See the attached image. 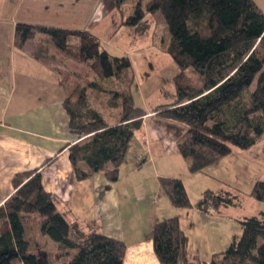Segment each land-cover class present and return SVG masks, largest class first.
<instances>
[{
    "label": "trees",
    "instance_id": "obj_1",
    "mask_svg": "<svg viewBox=\"0 0 264 264\" xmlns=\"http://www.w3.org/2000/svg\"><path fill=\"white\" fill-rule=\"evenodd\" d=\"M140 1L124 23L133 29L145 24L138 31L146 33L151 26L147 13H158L169 28L168 53L182 71L192 67L202 78V85L196 87L184 82L180 72L175 101L154 108L160 116L187 127L177 146L189 159V171L214 164L230 154L233 145L242 149L254 145L264 133V71L254 90L249 87L264 67V10L255 0H146V9ZM124 2L115 0L116 6ZM71 37L79 42L71 43ZM29 40L34 41L35 59L49 60L52 44L107 81L105 89L112 94L109 105L118 113L114 119L87 99V89L103 90L95 79L78 83L67 95L70 131L85 139L69 146V156L80 180L104 171L109 181H117L146 114L133 101L130 58L111 55L87 29L18 22L15 43L23 47ZM80 161L87 163V170L79 166ZM13 182L14 193L0 206V221L9 226L0 230V264H46L42 253L47 264H124L123 240L99 231L73 235L74 226L58 209L56 197L45 189L39 169L18 174ZM160 189L174 206L192 207L180 177H161ZM251 195L264 202V179L255 182ZM236 199L229 191L207 189L197 207L215 211L236 204ZM32 212L40 215L41 233L57 243L53 254L41 246L31 248L23 214ZM239 222L242 234L225 251L195 264H264V211ZM147 237L153 240L161 264H194L189 257V236L178 216L157 221Z\"/></svg>",
    "mask_w": 264,
    "mask_h": 264
},
{
    "label": "crops",
    "instance_id": "obj_2",
    "mask_svg": "<svg viewBox=\"0 0 264 264\" xmlns=\"http://www.w3.org/2000/svg\"><path fill=\"white\" fill-rule=\"evenodd\" d=\"M10 1H15L13 14H5L4 5L8 1L0 0V206L14 193L16 175L39 169L45 189L56 197L58 209L74 226L73 235L76 236L77 231L85 234L99 231L123 240L126 244L124 264H161L153 240L147 234L157 221L170 215L180 218L181 227L189 236V257L194 264L225 251L232 240L242 234L241 218L228 214L227 206L209 212L197 207L204 191L223 188L208 186L209 168L213 164L195 173L189 171V160L177 146L179 138L187 131L184 124L160 116L154 108L145 109L143 125L134 134L126 159L120 166L118 180L109 181L104 171L80 180L69 156V146L85 139L71 133L64 103L79 79L75 71L66 75L69 77L66 79L57 64L50 61H59L69 67L83 66V63L57 53L55 49H51V60H38L32 55L33 40L23 47L15 43L18 22L87 29L100 38L96 27L117 8L115 0H111L113 5L106 13L100 5L108 0ZM74 6L84 8V13H88L84 22L71 25L45 22L49 20L45 15L52 7L61 13L64 7ZM97 9L102 10L98 18L94 16L95 13L98 15ZM149 14L152 13H147V17ZM28 42L31 43L28 45ZM138 157L142 158L138 161ZM79 166L88 169L85 161H80ZM161 177H180L192 207H176L168 195L160 193ZM132 187L144 190L142 203L136 208L145 219L144 225L125 230L122 208H127L124 200ZM167 200L174 206L169 216L166 214ZM37 222L40 226V218ZM2 225L4 229L9 227ZM49 238L45 237V241L57 247V243Z\"/></svg>",
    "mask_w": 264,
    "mask_h": 264
},
{
    "label": "rangeland",
    "instance_id": "obj_3",
    "mask_svg": "<svg viewBox=\"0 0 264 264\" xmlns=\"http://www.w3.org/2000/svg\"><path fill=\"white\" fill-rule=\"evenodd\" d=\"M7 1L8 4L4 5L3 13L13 14L15 1ZM138 1L140 0H125L121 6H117V8L114 9L112 14H108L103 21L98 23L96 30L100 36L102 47L111 55L128 56L130 58L132 65L130 71L133 75V82L130 90L134 104L139 108L148 110L149 108H155L158 105L175 101L177 95L176 81L180 72L184 82L190 83L196 87L202 85V78L192 67H188L182 71L181 67H179L168 53L167 46L170 41V32L168 25L161 19L158 13L153 16L152 14L148 15L149 20L152 22V26L146 33H144L145 31H138L144 29L145 24L139 29H133L131 26L124 23L127 17L132 15ZM255 1L264 10V0ZM140 2L142 7L146 9V0H141ZM111 5H113L111 0L110 2L108 0L101 3L100 7H102L106 13L107 10L111 8ZM50 10L51 11L45 15V17L49 19L45 22H53L50 24L70 23L71 25L78 21L82 23L85 21V16L88 14L84 13V8H76L75 6L74 8L64 7L61 13L54 7ZM82 10L83 12L79 14V11ZM101 11L102 10L99 9L98 15L95 13L94 16L96 18L101 17ZM79 16L81 20H79ZM70 41L74 44L79 42L77 37H71ZM30 43L31 42H28V45ZM50 46L51 49H55L52 44ZM57 53L61 52L57 51ZM51 58L49 60H51ZM50 62L57 64L63 74H65L63 77L66 79L69 78L66 75H71L70 73L75 71L79 82L74 84L73 88L78 83L86 84L88 81L95 79L103 90L87 89V99L89 103L98 107L109 119H114L118 115L117 109L109 105V99L112 94L108 93L105 89V87H108L106 85L108 83L104 78L96 75L95 71L89 69L85 64H83V66H80V64L76 65L78 67H69L68 65L59 63V61L51 60ZM263 71L264 67L255 76L249 87L250 91L254 90L256 87L259 74ZM232 148L233 150L230 154L218 160L209 168L210 177L208 178V186L212 189L223 188L224 191H229L237 197V203L229 205L225 209L228 214L237 218L259 215L264 211V202L253 197L251 195V190L257 180L264 179V133L250 148L242 149L234 145ZM143 194L144 190L139 191L137 187H132L130 193L127 194L124 200L127 208H122V222L125 230L144 225V215L136 208L142 203ZM163 195L167 197L165 194ZM167 201L169 203V209L166 214L169 216V214H172L170 210L174 206L170 204V200ZM171 216L172 215H170V217ZM39 218L40 215L38 212L23 214L24 224L26 226V238L29 239L31 248L41 246L49 254H53L56 247L54 248V244L50 241L49 243L46 242L47 240L45 241V237L48 238V236L44 235V237L43 234H41L40 226L37 222ZM2 229L4 228L0 221V230ZM37 241H39V244H37ZM42 243L45 244L42 245ZM42 254L41 256L47 264V257ZM16 264L22 263L17 261Z\"/></svg>",
    "mask_w": 264,
    "mask_h": 264
},
{
    "label": "built area",
    "instance_id": "obj_4",
    "mask_svg": "<svg viewBox=\"0 0 264 264\" xmlns=\"http://www.w3.org/2000/svg\"><path fill=\"white\" fill-rule=\"evenodd\" d=\"M142 157H138V160H140Z\"/></svg>",
    "mask_w": 264,
    "mask_h": 264
}]
</instances>
